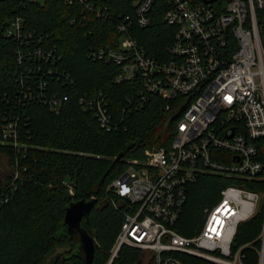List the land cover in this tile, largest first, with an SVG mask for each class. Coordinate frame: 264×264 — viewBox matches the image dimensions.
Returning a JSON list of instances; mask_svg holds the SVG:
<instances>
[{
    "label": "built area",
    "instance_id": "built-area-1",
    "mask_svg": "<svg viewBox=\"0 0 264 264\" xmlns=\"http://www.w3.org/2000/svg\"><path fill=\"white\" fill-rule=\"evenodd\" d=\"M19 1L4 35L18 45L22 71L14 107L39 102L61 114L70 97H59L51 86L76 83L61 69L64 57L57 46L31 33L21 13L29 4L52 0ZM54 1L76 9L80 21L94 17L116 22L119 43L91 48L88 54L93 62L121 68L117 84L139 85L130 108L139 110L158 95L168 101L167 111H183L169 148L149 150L108 188L118 198L111 201L113 206L129 210L110 263L123 247H133L143 253V264H185L181 256L209 264H248L249 252L264 264V222L256 240L235 243L243 223L264 216V0H231L219 10L215 3L166 0L163 20L174 28L175 39L164 61L150 56L134 37L137 28L153 24L159 0ZM3 101L13 104L10 98ZM79 105L95 115L103 130L118 126L103 94L84 97ZM19 125L16 116L2 119L0 142L15 153L16 161L0 189V208L14 200L21 175L28 171L22 166L27 146L20 141ZM207 176L224 180L226 187L219 201L202 211L195 236L186 237L177 226L188 187ZM73 187L66 184L71 196Z\"/></svg>",
    "mask_w": 264,
    "mask_h": 264
},
{
    "label": "trees",
    "instance_id": "trees-1",
    "mask_svg": "<svg viewBox=\"0 0 264 264\" xmlns=\"http://www.w3.org/2000/svg\"><path fill=\"white\" fill-rule=\"evenodd\" d=\"M187 1L196 6L202 3ZM230 2L217 0L213 7L223 9ZM19 7V0H0V141L2 119L19 118L20 141L27 146L22 166L28 171L21 175L14 200L0 208V264H85L82 237L77 232L69 236L63 222L73 202L87 201H91L93 210L83 220L80 233L94 240L96 252L91 264H109L129 210L113 206L111 201L118 198L108 188L128 171L131 162L144 160L149 150L169 148L183 111H167L168 101L158 95L139 110L130 108L129 100L136 96L139 85L117 84L121 68L93 62L88 54L91 48L119 43L116 22L94 17L80 21L76 9L54 0L45 5L29 4L21 13L27 18L29 31L43 35L63 55L61 69L70 72L76 84L63 87L52 83L51 88L59 97H70V101L61 114L39 102L15 108L14 97L21 91L17 78L22 71L16 55L18 45L4 35ZM166 8V0H159L150 28L134 31L145 51L161 61L167 59V49L175 39L174 28L163 20ZM99 93L107 97L118 125L112 132L103 130L95 115L79 105L84 97ZM7 98L13 99V104L4 103ZM15 159V153L0 142V160L7 170L0 172V189L9 181ZM67 183L74 186L75 196L69 194ZM225 187L224 180L217 176L202 177L189 186L187 206L177 231L194 237L202 211L219 201ZM263 222L264 216L258 214L253 221L243 223L236 245L256 240ZM61 248L65 252L48 261L50 254ZM142 255L133 247H123L113 264H143ZM248 257V264H258L256 254L249 252ZM179 258L185 264H209L191 256Z\"/></svg>",
    "mask_w": 264,
    "mask_h": 264
},
{
    "label": "water",
    "instance_id": "water-1",
    "mask_svg": "<svg viewBox=\"0 0 264 264\" xmlns=\"http://www.w3.org/2000/svg\"><path fill=\"white\" fill-rule=\"evenodd\" d=\"M217 0H202V3L206 4H214ZM122 157L117 158L118 161L122 160ZM67 215H65V219L63 224L66 227V231L69 236H74L77 232L82 237L80 247L82 251H84L86 257L84 258L85 264H91L93 260V256H95V248H94V240L92 237H88L85 234L80 233V229H82V222L84 219L88 217V214L93 210V204L91 201L87 202H73L69 208L67 209ZM114 261V260H113ZM111 261L110 264H113Z\"/></svg>",
    "mask_w": 264,
    "mask_h": 264
},
{
    "label": "rangeland",
    "instance_id": "rangeland-1",
    "mask_svg": "<svg viewBox=\"0 0 264 264\" xmlns=\"http://www.w3.org/2000/svg\"><path fill=\"white\" fill-rule=\"evenodd\" d=\"M7 161H8V159H7ZM7 164V163H6ZM7 172V170L5 169V167H4V162H3V160H0V172ZM80 251V250H79ZM65 252V248H61L60 250H56V251H54V253H51L50 254V256H49V258H48V261L49 260H51V259H53V258H56V256L59 254H61V253H64Z\"/></svg>",
    "mask_w": 264,
    "mask_h": 264
}]
</instances>
